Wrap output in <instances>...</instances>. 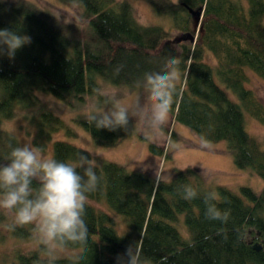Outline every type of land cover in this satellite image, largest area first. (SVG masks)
Returning <instances> with one entry per match:
<instances>
[{"label":"trees","instance_id":"trees-1","mask_svg":"<svg viewBox=\"0 0 264 264\" xmlns=\"http://www.w3.org/2000/svg\"><path fill=\"white\" fill-rule=\"evenodd\" d=\"M58 1L76 5L80 22H67L28 0H0V29L32 41L14 58L0 55V163L18 146L3 122L25 111L36 125L35 147L44 150L52 141L51 158L72 162L83 152L94 160L60 134H76L72 121L97 146L114 147L131 133L130 115L124 129H97L91 119L95 112L67 121L41 94L74 106L98 94V77L142 89L144 73L164 70L174 57L179 78L169 112L173 121L211 143L225 140L235 165L264 179V146L247 131L243 112L264 123V105L245 85L248 69L264 79V0H145L170 20L169 28L140 23L129 0ZM186 33L193 40L181 37ZM207 51L213 63L204 60ZM169 138H176L173 129ZM150 148L163 155L162 148ZM95 164L100 179L86 204V242L66 245L78 251L54 259L39 242L28 251L16 249L9 264H49L50 259L52 264H117V255L133 242L150 264H264V186L260 192L241 186L236 193L225 186L206 188L195 167L177 170L166 182L113 161ZM190 190L197 196L186 199ZM212 193L216 206L230 213L226 223L205 217L204 198ZM114 215L124 222L122 233ZM7 226L11 236L32 240L34 225Z\"/></svg>","mask_w":264,"mask_h":264},{"label":"rangeland","instance_id":"rangeland-1","mask_svg":"<svg viewBox=\"0 0 264 264\" xmlns=\"http://www.w3.org/2000/svg\"><path fill=\"white\" fill-rule=\"evenodd\" d=\"M38 7L48 9L58 17L67 22H80L78 18V7L74 4L62 3L58 0H28ZM133 6L136 19L145 25L160 24L165 28L170 27V20L166 16L157 14L152 5L145 0H129ZM235 1V0H234ZM174 36H179L177 32ZM189 39V38H187ZM190 40V39H189ZM204 60L208 63L214 62L210 52H206ZM246 87L250 88L262 101L264 105V79L255 72L247 70ZM100 84V95H86L81 103L74 106L68 105L50 95L41 94L43 100L58 112L65 120L69 121L76 114H88L90 112H102L111 109L119 104L126 107L130 117L133 119L131 133L119 140L114 147L106 148L97 146L90 134L82 127L71 125L76 131L73 137L64 136L62 132L59 137L64 140L88 150L94 156V162L109 160L125 166L129 170L144 172L151 179L157 178L161 181H170L177 170H186L188 167L197 168L206 188L225 186L230 190L239 193L241 186H248L255 192H260L264 186V179L250 168H239L235 165L232 153L228 150L227 142L220 140L205 147L202 139L188 127L173 121L169 114L166 123L158 130H146V117L150 101L145 88H131L129 86H115L101 77H98ZM225 89V88H224ZM230 98L236 100L235 94L225 89ZM104 99V100H103ZM30 112V111H28ZM27 111L20 112L11 120L3 122V127L13 133L18 146H33L32 138L36 133V125L31 121ZM245 125L247 131L254 136L260 145L264 146V123H261L251 115L246 114ZM76 115V116H77ZM176 133V138H169L171 130ZM155 145L162 148L163 155L153 151L150 146ZM52 141L46 143L43 154L51 158ZM166 154V155H165ZM91 202V201H90ZM101 209L108 210L102 202H93ZM0 232L4 239L0 241V263L3 258L10 263L11 255L16 249L28 251L38 246L36 233L33 232L32 240H20L10 235L7 223L14 222V213L0 209ZM117 223L116 229L119 233L124 230L123 220L114 215ZM78 250L66 246L58 248L54 255L65 256ZM5 263V262H4ZM5 263V264H6Z\"/></svg>","mask_w":264,"mask_h":264},{"label":"clouds","instance_id":"clouds-1","mask_svg":"<svg viewBox=\"0 0 264 264\" xmlns=\"http://www.w3.org/2000/svg\"><path fill=\"white\" fill-rule=\"evenodd\" d=\"M31 42L28 35L0 29V55L14 58L17 51ZM178 78V62L174 57L165 61L164 70L144 73L142 86L150 101L146 130H158L166 123ZM91 119L97 129L116 131L127 127L129 111L116 104L109 110L95 112ZM201 139L203 146H210V141ZM95 168V162L83 152L78 153L75 161L65 162L46 157L38 147H13L7 160L0 163V209L13 212L15 224L34 225L36 239L54 259L58 248L82 245L88 238L84 217L89 194L96 190L100 179ZM156 176L159 178L157 173ZM196 196L197 193L190 190L185 198ZM214 200V193L204 198L206 219L226 223L229 211H221ZM116 262L150 264L142 257L139 242L130 243L124 253L117 255Z\"/></svg>","mask_w":264,"mask_h":264},{"label":"water","instance_id":"water-1","mask_svg":"<svg viewBox=\"0 0 264 264\" xmlns=\"http://www.w3.org/2000/svg\"><path fill=\"white\" fill-rule=\"evenodd\" d=\"M196 16H197V20H199L200 19V13L199 12H196ZM183 39H186V38H189L190 40H193V36L190 34V33H186V34H184L183 36H181ZM181 37H179V38H177V39H175L176 41H178V40H180L181 39ZM254 247L256 248V249H259V246L258 245H254Z\"/></svg>","mask_w":264,"mask_h":264}]
</instances>
